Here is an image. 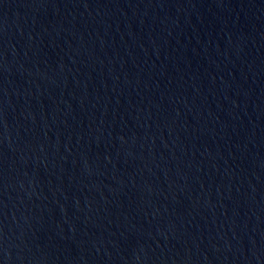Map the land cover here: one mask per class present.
<instances>
[{
    "label": "water",
    "instance_id": "1",
    "mask_svg": "<svg viewBox=\"0 0 264 264\" xmlns=\"http://www.w3.org/2000/svg\"><path fill=\"white\" fill-rule=\"evenodd\" d=\"M0 264H264V0H0Z\"/></svg>",
    "mask_w": 264,
    "mask_h": 264
}]
</instances>
